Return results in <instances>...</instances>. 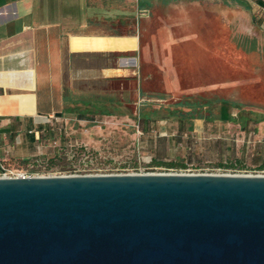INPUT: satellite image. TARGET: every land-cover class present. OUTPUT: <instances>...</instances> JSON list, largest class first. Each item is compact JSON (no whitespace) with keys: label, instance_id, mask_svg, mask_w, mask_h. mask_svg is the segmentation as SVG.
I'll use <instances>...</instances> for the list:
<instances>
[{"label":"water","instance_id":"water-1","mask_svg":"<svg viewBox=\"0 0 264 264\" xmlns=\"http://www.w3.org/2000/svg\"><path fill=\"white\" fill-rule=\"evenodd\" d=\"M0 264H264V175L0 178Z\"/></svg>","mask_w":264,"mask_h":264},{"label":"crops","instance_id":"crops-1","mask_svg":"<svg viewBox=\"0 0 264 264\" xmlns=\"http://www.w3.org/2000/svg\"><path fill=\"white\" fill-rule=\"evenodd\" d=\"M251 2L264 28V0ZM206 5L207 0H0V140L34 141L64 113L65 97L79 102L100 80L151 83L150 68L159 72L166 96L202 93ZM214 17L221 32V17ZM229 27L238 29L239 18ZM210 51L212 56L217 47ZM111 56L112 64L96 63ZM120 96L126 97L125 90ZM209 122L194 119L192 131L201 133ZM178 127L177 120L159 119L143 130L174 136Z\"/></svg>","mask_w":264,"mask_h":264},{"label":"rangeland","instance_id":"rangeland-1","mask_svg":"<svg viewBox=\"0 0 264 264\" xmlns=\"http://www.w3.org/2000/svg\"><path fill=\"white\" fill-rule=\"evenodd\" d=\"M208 11L205 41L208 48L202 95L211 99H227L237 104L234 121L221 122L218 102L210 106V122L197 134L186 129L182 135L167 136L165 131H144L134 116L123 106H107L112 115L99 116L104 109L98 102L113 97L121 101L123 89L134 98V83L121 80L106 83L97 81L95 91L80 97L79 102L65 97L64 113L48 124L44 133L34 141L0 140V170L38 176H60L77 173H229L239 175L264 174L259 164L264 162V132L258 121L264 118V28L256 22L258 10L251 0H207ZM193 11V10H192ZM220 16L223 29L219 30ZM239 18V28L229 27ZM254 21V22H253ZM217 47L212 54L211 48ZM215 51V50H214ZM114 57H100L97 64H112ZM151 83H142L141 89L158 94L140 98L137 106L144 113L153 106H168L172 98L162 92L160 74L155 68ZM83 88L85 83L81 84ZM124 89V90H125ZM91 103V104H90ZM119 103V102H118ZM106 109V108H105ZM164 114V109L160 110ZM206 113V108H203ZM86 114L79 118V114ZM94 113V114H93ZM96 113V114H95ZM212 118V119H211ZM164 118L162 120H166ZM159 120V119H158ZM157 121V120H156ZM193 122V121H192ZM191 122V125H192ZM247 124L244 129V124ZM190 125L187 123L186 126ZM138 130L141 132L139 133ZM176 162L183 168L153 167L152 160ZM241 161L243 168H224L221 164Z\"/></svg>","mask_w":264,"mask_h":264},{"label":"trees","instance_id":"trees-1","mask_svg":"<svg viewBox=\"0 0 264 264\" xmlns=\"http://www.w3.org/2000/svg\"><path fill=\"white\" fill-rule=\"evenodd\" d=\"M126 83L133 82L134 83V89L140 90V93L142 91L141 89V83L137 82V79L135 77H127L123 79H119ZM116 81V80H115ZM114 82V81H111ZM125 89V88H124ZM123 89V90H124ZM127 89H125L126 91ZM123 91H121L122 93ZM141 95V94H140ZM140 97H136L134 94V98L132 95L130 96L128 93H126V97H122L121 101L115 100L113 97H110L107 100L99 101L98 103L101 104L100 106L104 107L102 110H98L97 114L99 116H105V115H112V113L107 111V106H114V105H120L123 106L125 104L126 113L128 115L134 116L137 120L138 125H142V128L145 129V126L149 125L151 122H155L158 119H174L179 122L178 132L177 134L182 135L183 132H185L186 129L191 130L192 125L191 122L194 119H205L207 121L210 120V106L213 105L215 102H218V115L216 119L226 121V122H232L234 121V115L232 114L233 109L237 108V104L235 102H232L227 99H211L207 98L206 96L202 94H196V95H182L179 96L177 101L174 103L168 105V106H160L159 108H155L150 103H141L143 106L151 107L152 109L149 112L144 113L142 111V106H137V103L139 101ZM119 102V103H118ZM106 108V109H105ZM203 108H206V113L203 111ZM164 109L165 113L160 116V110ZM94 114V113H93ZM96 114V113H95ZM86 114H79V118H85ZM212 119V118H211ZM259 121H264V118L259 119L258 121H255L256 123ZM187 123H190V125ZM248 123L244 124V129H246ZM153 167L157 168H166V169H176V168H183L185 165L181 163L176 162H166V161H160V160H152ZM221 167L224 168H243V163L241 161H235L228 164H221ZM259 170L264 171V162H261L258 167Z\"/></svg>","mask_w":264,"mask_h":264},{"label":"built area","instance_id":"built-area-1","mask_svg":"<svg viewBox=\"0 0 264 264\" xmlns=\"http://www.w3.org/2000/svg\"><path fill=\"white\" fill-rule=\"evenodd\" d=\"M138 132L141 133L139 130H138ZM170 173H172V172H170ZM120 174H124V173H120ZM140 174H143V173H140ZM173 174H229V173H194V172L181 170V171H176ZM71 175H97V174L75 172L74 174H69V175H64V176H71ZM229 175H232V174H229ZM233 175H236V174H233ZM249 175H252V174H249ZM256 175H264V174H256ZM29 177H41V176H38V175L31 176V175H28L26 173H21V172L16 173L14 171H9V170H5V169L0 170V178H29Z\"/></svg>","mask_w":264,"mask_h":264}]
</instances>
